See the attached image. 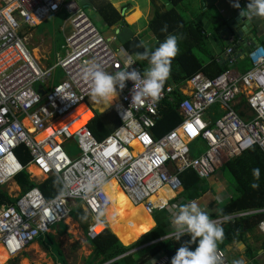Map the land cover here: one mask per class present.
<instances>
[{
	"label": "built area",
	"instance_id": "obj_1",
	"mask_svg": "<svg viewBox=\"0 0 264 264\" xmlns=\"http://www.w3.org/2000/svg\"><path fill=\"white\" fill-rule=\"evenodd\" d=\"M60 12L66 14L65 27H69L64 56L54 67L45 68L29 51L22 29ZM232 51L225 58L234 66ZM246 59L250 67L243 73L230 68L214 79L198 73L182 85L167 79L155 102L151 98L142 103L132 100L141 85L134 87L127 81L123 90L117 89L119 99L112 105L123 125L98 142L89 131L95 113L87 102L90 82L84 79L83 70L95 62L109 74L136 69L143 77L149 65L137 56L116 52L77 0H0V184L27 169L15 154L24 146L30 164L46 177L56 176L64 189L47 199L33 187L14 205L0 206V246L8 258L19 257L50 235L52 228L66 224L77 203L89 217L86 239H97L106 229L103 217L111 201L105 185L111 180L134 205L142 204L153 214L177 196L183 173L194 171L208 179L253 147L264 152V49L254 47ZM58 68L64 80L51 86ZM176 92L184 96L179 102L174 98ZM175 100L182 121L154 140L151 132L163 116L162 108ZM88 113L91 117L72 131ZM75 139L79 154L71 157L66 144ZM132 142L143 148L135 156ZM195 142L206 145L205 153L197 157L192 155ZM165 188L174 196L155 204L152 197ZM100 212L103 216L98 221ZM259 214H264V208L240 211L232 218ZM257 228L264 235V219ZM219 253L223 262L224 254Z\"/></svg>",
	"mask_w": 264,
	"mask_h": 264
},
{
	"label": "trees",
	"instance_id": "obj_2",
	"mask_svg": "<svg viewBox=\"0 0 264 264\" xmlns=\"http://www.w3.org/2000/svg\"><path fill=\"white\" fill-rule=\"evenodd\" d=\"M246 1L248 2V0ZM152 2L154 4V0H152ZM167 2L171 6V9L162 11L160 8L155 7L154 16L149 22V31L157 40L154 48L152 50H147L143 42L135 38L126 44V51L135 56H137V53H143L145 50L151 53L155 51L169 35H174L182 41L183 47L182 50L178 51L171 62V70L168 78L170 83L181 85L197 73L205 74L207 77L214 79L227 71L230 66H221L213 57H211V62L201 61L199 58L200 54L194 51L195 48H203V46H205V37L201 36L200 27H192V24H189L184 16L177 10V7L180 6L181 3H184L185 0H167ZM99 13L107 26H114L116 23H125V17L121 16L120 11L114 7H109V5L101 7ZM208 16L214 21V30H218L224 25L225 20L216 25V22L220 19L217 17L214 18L210 14ZM260 45L264 49V42L260 43ZM237 66L238 64H235V67ZM244 71H247V69ZM174 98L179 102L184 96L176 92ZM176 100L174 103L164 105L161 121L151 132L155 140L170 133L175 128L177 122L182 119L178 112ZM121 125L122 121L117 113L114 109H109L99 115H95L93 121L89 125V131L97 141H102L107 136L114 133ZM132 148L134 154L142 152V148L136 144H132ZM27 151L28 150L23 146L15 152L16 156H18L23 163L27 162V159H25L29 156L27 155L29 151ZM254 168L260 169L259 179L253 177L252 173ZM221 169L223 173L228 175L231 179L235 198L231 199L225 206L219 209L217 214L219 218L243 210L264 208V152L260 147H253L245 151L242 155L225 163ZM31 171L37 174L35 170L31 169ZM38 173L40 175V172ZM180 180L183 186V192L179 198H185L188 202L192 200L194 196H199L205 191L197 174L192 171L183 173L180 176ZM13 182L21 188L22 194L37 186L47 199L59 195L64 190L56 176H51L40 184H36L31 180L26 171L16 175ZM253 183L258 184L259 187L253 188ZM106 192L108 196H112L113 186L109 185L106 188ZM179 198H177V201ZM175 201L176 199L173 202ZM14 202L15 199L10 197L5 186L0 184V206L10 205ZM173 202H171L170 205ZM170 205L165 209L155 211V228L152 217L145 212L143 206L129 207L125 217L127 227L124 231L117 227L113 206L107 208L104 214L108 226L111 227H107L94 241L87 240V244L91 248V254L84 260L83 264H108L121 257L123 258L113 264H151L154 258L160 257H167V262L164 264H171V260L175 256L178 248L190 238L188 235H185L180 240L176 238L163 240L169 235V233H167L168 220L172 212H174V209ZM181 205H184V203ZM170 207V213L165 212ZM262 217L263 216L240 218L234 220V222H228L221 226L224 231V238L222 241L217 242L218 250L225 249L227 245L236 240H244L246 235L257 227ZM70 218L79 226L80 230L85 235L89 217L81 210L78 203L77 206L72 207ZM57 233L59 236L66 234L67 226H65L64 231ZM39 240H41V243H39L40 247L55 264H61L60 258L63 259L64 264H67L60 250V245L56 242L54 235H47ZM140 247H143V249L136 252L135 255L131 254L126 256L129 252ZM194 249L195 245H192V250ZM250 253L251 252H249V254ZM55 257L57 260L54 259ZM7 261L8 257L6 256V252L0 249V264H6ZM12 264H19V259L13 260Z\"/></svg>",
	"mask_w": 264,
	"mask_h": 264
},
{
	"label": "crops",
	"instance_id": "obj_3",
	"mask_svg": "<svg viewBox=\"0 0 264 264\" xmlns=\"http://www.w3.org/2000/svg\"><path fill=\"white\" fill-rule=\"evenodd\" d=\"M79 1L81 3L80 4L81 8L84 11H85V8L87 6L93 7V11L100 16V18L102 19L103 23L106 26H107V24L103 20V17L101 16V14H99L100 8L103 6L109 5V7H114L115 9L120 11L121 16L125 17V23H122V24L116 23L114 26H107V27L111 28V29L119 27V29L117 30V33H119L122 41L124 42V47L121 49L120 53L125 52L128 55H131V54H129V52L126 51V44H128L130 41L134 40L135 38L140 39L143 42V45L145 44L144 46H146V44L149 40H151L152 44L154 41L155 42L157 41L155 39V37L152 36L150 31H149V22L151 21V19L154 16L155 7L160 8L162 11H166V10L171 9V6L169 5V3L167 1L166 2H167L168 6L166 4L165 5L160 4L158 2V0H154L155 5L153 4L152 0H148V5L146 7H142V6H140V4H136L137 3L136 0H118L117 2H114L113 0H79ZM132 3L135 7H132L133 10L129 13V15L134 13L135 11H137L139 13L140 17L149 18V22L147 24H145L143 27L137 28L138 31H137V33H135V35H133V33H131V35H130V33L128 32L129 29L122 31L124 24H126L129 28L131 25H133L138 20L137 18H135V19H131L129 21L127 19V17H128L127 8H125L124 10H121V9H123L124 6L129 7ZM235 3H236V0H203V3H202L203 8L201 10V7H200L201 15L199 16L200 17L199 22L201 25L200 26V28H201L200 33H201V36L205 37L208 50H209L210 54L212 55V56H210V58L206 62H211L210 61L211 57H213L215 59V61L218 62L221 66H225V65H227V61L224 59V57L226 56L228 50L234 48L235 46H239L237 52H240V50H242V48H243V46L240 44L243 43L244 40H249L248 42L245 43V45L247 47H250L252 44L257 46L256 44L260 45V43L264 42V18H260V17H256V16L251 17V19H249L247 16H245L244 18L241 17L239 12L241 9L246 8V5L248 2L246 0H239V4H240L239 9L233 7V5ZM98 4H99V6L97 7L96 5H98ZM180 5H183L184 7H186V10H187V4L185 2L181 3ZM178 7H177V10H178ZM210 10H214L217 14L216 17L220 19L219 21L216 22V25H218L217 23H221V22H223V20H225L224 25L218 30H214V24H213L214 21L208 16L209 15L208 13L210 12ZM124 11H125V14H124ZM61 14H65V13L61 12ZM202 15H205V17H203ZM237 16H238V18H240V24H242V26H244V27L246 26L247 30L244 31V39L235 40L234 44H232V42H231L232 40L230 39L231 37H230L229 33L227 31H225L224 29L228 26V23L230 21H232ZM65 20H66V18H65ZM65 20H64V26L61 28V31L63 29H64V31H62L63 45L60 46V52L55 51L53 48V51H51L47 55V57H44V59H45L44 62L46 63V66H43V64L41 62H39L45 68L46 67H54L55 65H57L58 59L62 58L64 56V51H63V47L65 45L64 37L67 35V31H65V28L67 27V26L65 27V25H66ZM35 28H37V27L30 28V30L33 29L32 31H34ZM147 29L149 31V35H148V33H147V35H145L146 32H143V31H147ZM114 40H113V38H111V39H107L106 41L109 43H112ZM116 52H118V51H116ZM131 56H135V55H131ZM51 59H53V62L48 63V61ZM235 59H236V62L238 64H240L241 62L244 61V55L241 54V56H237V58H235ZM142 61H144V60H142ZM237 68L240 69L238 66H237ZM58 69H60V68H58ZM58 69H56V71ZM50 84H51V86L55 85V77H53V79H51ZM181 121H182V119L179 122H177V124L175 126H177ZM162 137H160V138H162ZM199 148L202 149L201 152L197 151ZM66 149H67V144H66ZM205 151H206V145H203V144L197 145L195 151L193 152L194 157H197V156L201 155L202 153H205ZM27 155H29V152ZM16 157H18V156H16ZM29 157L30 156H27V158H25V159H27V162H25V163H23L21 159H19V158L18 159L20 160V162L22 164L26 165L27 169H25V171L29 174L31 180L34 183L40 184L41 182H43V181L47 180L49 177H51V176L46 177L42 173H40V175H39V173H38L39 171L37 170V168L33 164H30L31 160ZM31 169L35 170L37 172L38 176L42 177V179L36 180V178L33 177V173L31 171ZM219 172L222 174L223 170H221ZM215 175L209 177L208 179H200L199 178L201 181V185L203 186V188H205V191H203V193L199 196L198 195L194 196V198H192V200H190L189 202L195 200L198 203V206L209 215L210 219H212L218 226L221 227V226L225 225L226 223L234 222V220H237V219L231 218L236 213L230 214L226 217H220V218L218 217L217 214L219 212V209L221 207L225 206L228 202H226V203H224V205H222L221 203H222L223 199H221L220 201L214 202L211 200V198H209L210 199V201H209L207 195L209 193H212V190L209 189V182H213V177ZM223 175H225V174L223 173ZM12 183L14 185V190L11 191L12 193L11 192H8V193H9L10 197L15 199V202H16V199H19L21 197L22 191H21V188L15 184V182H12ZM211 185L212 184L210 183V186ZM222 186L226 188L227 187L226 182H223ZM116 187H118L120 191L118 192L117 195H114ZM13 191L16 193H13ZM123 192L124 191H122L121 188L116 184L115 189L112 192V196H113V198H115V196H119V195L123 194ZM230 196H231L230 200L235 198V196H233L232 194ZM180 199H182V201ZM178 201H179L178 206H181L180 203H183V202H185L186 204L189 203L185 198H179ZM15 202L13 204H10V205H14ZM124 209H126V211L128 210V208H124ZM248 210H252V209H248ZM248 210H243V211H248ZM113 212L115 214V208H113ZM176 213H177L176 210H174L173 214L175 215ZM259 216H263L262 219H264V214L249 215V216H245V217H241V218H249V217L255 218V217H259ZM125 217H126V214L124 215V218ZM105 219H106V217H105ZM172 219H173V217H170V219L168 220V228H167V233H169L170 236L174 235V233L171 234L172 232H174V229L172 230V228H174L172 225ZM238 219H240V218H238ZM262 219L259 220L258 224L261 222ZM116 222H117V220H116ZM125 222H126V218H125ZM153 223H154V228H155L156 223L154 222V220H153ZM258 224H257V227H258ZM107 227H111V226H108V224H107ZM126 227L127 226L124 227L123 231L125 230ZM257 227H255L251 231V233H248L244 240H242V241L236 240V241L232 242L231 244L227 245L225 247V249L218 250V252H222L224 254V257H225L222 264H237V260H240V264H262V259L264 258V235H262V233L258 230ZM84 238H85V236H84ZM85 242L87 243L86 238H85ZM35 245H38L40 247V244L38 242L34 243L32 246H35ZM241 249H242V251H241ZM249 252H251V253L249 254ZM126 256H129V254H127ZM16 258H18V257H15V258H12L9 260H14ZM122 258L123 257H121L115 261H118Z\"/></svg>",
	"mask_w": 264,
	"mask_h": 264
},
{
	"label": "rangeland",
	"instance_id": "obj_4",
	"mask_svg": "<svg viewBox=\"0 0 264 264\" xmlns=\"http://www.w3.org/2000/svg\"><path fill=\"white\" fill-rule=\"evenodd\" d=\"M113 1L117 2L118 0H113ZM166 1L167 0H158V2L160 4H163V5H165V4L167 5ZM136 2H137L136 4H140V6H142V7H146L148 5V0H136ZM77 3L81 4L79 0H77ZM185 3L187 4V10H186V7H184L183 5H180L178 7L179 12L184 16V18L189 22V24H192V27H195V26L200 27L201 26L200 22H199V18H200L199 16L201 15L200 7L202 10L203 0H185ZM96 6L98 7L99 4ZM132 7H135L133 5V3L129 7L124 6L123 9H121V10H124L125 8H127V13H128L127 19L129 21L131 19H135V18H137L138 20L133 25H131L132 27L130 26L129 28L126 24H124L122 31L129 29L128 32L130 33V35H131V33H133V35H135V33H137V31H138L137 28L143 27L145 24H147L149 22V18L140 17V15L137 11H135L134 13L129 15V13L133 10ZM85 12L88 15V17L91 19V21L94 24V26L96 27V29L99 31L100 35L105 40L111 39V38H113V40L115 39L111 43V46L114 50L120 52L121 49L124 47V42L122 41L119 33H117V30L119 29V27H116L114 29L108 28L103 23L100 16L93 11V7H91V6H87L85 8ZM208 14H210L214 18L217 16V14L214 10H210V12ZM202 16L205 17V15H202ZM65 18H66V15L60 13L58 15L50 17L49 20L42 23L39 27L35 28L34 31H32L33 29L30 30L26 26H24L22 29V35L26 39L25 42H26L29 50L32 52L33 56H34L35 52H37L36 53L37 57L35 58V56H34V58L38 61V63L41 62L43 64V66H46V63L44 62V60H45L44 57H47V55L51 51H53V48L55 51L60 52V46L63 45V36H62L61 28L64 26ZM214 26H215V24H214ZM65 31H67V33H68L69 27H66ZM143 32H146L145 35H147V33L149 35L148 29H147V31H143ZM155 43L156 42L154 41L152 44L151 40H149L147 42L145 48H147L148 50H152L154 48V46L156 45ZM177 45H178V49H179L178 51L182 50V47H183L182 41H180L178 38H177ZM200 47H201V45H200ZM194 51L196 53L200 54L199 58L201 59V61H207L209 59V56H212L208 50L206 40H205V46H203V48H195ZM203 53H207V54H203ZM38 57H40V58H38ZM52 62H53V59L48 61V63H52ZM144 63L148 64V62L146 60H144ZM238 67L240 68L239 71L243 73V72H245L244 70H246V69L248 70L249 65L247 64L246 61H243L240 64H238ZM63 80H64V73L61 69H58L55 72V84H59ZM118 99H119V97L117 95V97L114 98L113 101H110L107 103H96V102L92 101V99L89 95L87 97V102L91 106L92 110L97 115H99L102 112H105L106 110L113 109L112 105L115 104L118 101ZM84 108H85V106L81 107V109H84ZM215 113L217 116H219L220 115L219 109H216ZM199 144L200 143L197 144V142L192 144L193 151H195L197 145H199ZM197 151L201 152L202 149L199 148ZM67 152L69 153V155L71 157H74V156L79 154L77 145L74 141L67 142ZM192 155L194 156L193 153H192ZM218 173L213 177V182H209V189L212 190V193H209L207 196H208V199L211 198V200L214 202L220 201L221 199H223L221 204L224 205V203L229 202L230 197H231L230 195L232 194L233 196H235V193L233 192V188L231 185V179L229 178V176L223 175V173L221 174L220 172H218ZM33 177H35L36 180L42 179V177L38 176V174H36V173H33ZM12 182L7 183L5 186V188L8 192H11L12 190H14V185ZM223 182H226V184H227L226 188L222 186ZM210 183L212 184L211 186H210ZM119 191H120L119 188L116 187L114 195H117ZM13 193H16V192L13 191ZM177 193H178L177 194V196H178L180 191H178ZM180 200L182 201V199H180ZM179 201H177V199H176V201L173 202L170 206L174 210H176L178 208ZM209 201H210V199H209ZM183 203L186 204L185 202H183ZM181 204L182 203H180V205ZM131 206H133V205L129 204V201L126 197V194H124V192H123V194H121L119 196H115V198H113V208H115V215H116V220H117L116 224H117L118 228L124 229V227L126 226L124 215L127 213L128 210L126 211V209H124V208L129 209V207H131ZM171 207L169 209H167V211H165V212L170 213ZM173 215L174 214L172 212L170 217L174 218ZM152 217L154 220H156L154 217V214L152 215ZM103 223L106 224V220L104 217H103ZM88 224H89V219H88ZM60 225H61V227H60ZM65 226H67V233L62 235V236H59V234L57 232L64 231ZM173 229L174 228H172V230ZM52 230H53L52 235L55 236L56 242L60 245V250L62 251V253L65 257L67 264H83L84 260H86L88 258V256L91 254V249L88 246V244L85 242L84 234L80 230L79 226L76 223H74L73 220L69 217L67 219L66 224L65 223L59 224L58 226H55L54 228H52ZM173 233L174 232H172L171 234H173ZM38 243H41V240H38ZM142 249H143V247H140L136 250L129 252L128 254L129 255H131V254L135 255L136 252H138ZM241 251H242V249H241ZM16 259H19V264H55L51 260V258L48 257L47 254H45L44 251L42 250V248L39 247L38 245L30 247L24 254H22L20 257H18ZM54 259H56V257ZM59 260H60L61 264H64V261L62 258H60ZM12 261L13 260H9V258H8V261L6 264H12ZM152 262H161V259H158V260H155ZM237 262H238V264H240V260H237ZM262 264H264V258L262 259Z\"/></svg>",
	"mask_w": 264,
	"mask_h": 264
},
{
	"label": "clouds",
	"instance_id": "obj_5",
	"mask_svg": "<svg viewBox=\"0 0 264 264\" xmlns=\"http://www.w3.org/2000/svg\"><path fill=\"white\" fill-rule=\"evenodd\" d=\"M233 7L238 9L240 8L239 0H236V3L233 5ZM240 16L241 17L247 16L249 19H251V17L253 16L264 18V0H248L246 8L240 10ZM47 20L43 21L42 23L46 22ZM42 23H40L35 27L40 26ZM28 28L30 29L31 27ZM234 42L235 41H233L232 44H234ZM259 46L262 47L261 45ZM178 50L179 49L177 45V37L174 35H169L165 39V41L162 42L157 49H155V51L149 53V51L145 50L143 53H137L138 59L147 60L149 65L144 70L143 77L141 76L140 71L136 69L118 71L114 74H109L106 71H104L97 63L90 62L89 65L83 70V76L85 80H88L90 82V97L92 101L96 103H107L113 101L114 98H116L118 95L117 89L123 90L126 86V82L132 81L134 87L136 86V84L141 85L140 91L136 92L135 95L132 96V100H134L137 103H142L144 99L151 98L153 102H155L160 97L164 84L169 78L170 70H171V62L177 55ZM224 59L227 61V65L230 66V68L238 69L237 67H235V64L234 66H231L229 64L230 60L228 58L224 57ZM231 59H235V58H231ZM246 60L247 59L245 57L244 61ZM236 64L238 63L236 62ZM122 125H123V121H122ZM121 126H119V128H121ZM111 135H113V133ZM75 140L74 142L76 143ZM221 170L222 169H220L219 171ZM219 171H217L215 174H217ZM252 174L255 179H259L260 169L254 168ZM14 177L11 178L7 183L12 182ZM6 184H4V186H6ZM252 187L258 188L259 185L253 183ZM179 191H180L179 195L176 196L172 201H170V203L181 195V193L183 192L182 185ZM170 203L168 204V206L170 205ZM176 210L178 212L176 211L177 213L174 215V218L172 219V225L174 227L175 237H171L170 235H168V237L164 238L163 240H170L173 238L180 240L185 235H188L190 239H188L187 241L181 244V246L176 251L175 256L172 258L171 264H222L221 254L218 252L217 242L222 241L224 238L223 228L218 226L212 219H210L209 215L198 206V203L195 200L179 206ZM153 214H148V215L152 217ZM101 216H103V212H100L97 215L96 219L99 221ZM233 219H238V218H233ZM104 225L105 228H107V223ZM84 236L86 238V234ZM192 245H195L194 250H192ZM158 259H161L162 262V263L160 262L161 264L167 262V257L154 258L152 261ZM152 261L151 263H153ZM114 262L116 261H113V263Z\"/></svg>",
	"mask_w": 264,
	"mask_h": 264
},
{
	"label": "water",
	"instance_id": "obj_6",
	"mask_svg": "<svg viewBox=\"0 0 264 264\" xmlns=\"http://www.w3.org/2000/svg\"><path fill=\"white\" fill-rule=\"evenodd\" d=\"M124 14H125V11H124ZM240 14V12H239ZM240 17V16H239ZM244 18V17H243ZM225 31H227L230 35V39L235 41V40H240V39H244V31L247 30L246 26H242V24H240V18L235 17L232 21H230L228 23V26L224 29ZM249 40H244L243 43H241L240 45L243 46L242 50H240V52H237L238 51V47L239 46H235L232 50H233V53L231 55V58H237V56H241V54L244 55V58L246 57V55L249 53V51L256 47L255 45H251L250 47H247L245 45L246 42H248ZM259 48V44H256ZM40 93L44 94L43 90H39ZM76 141V140H75ZM113 263V262H112ZM112 263H109V264H112Z\"/></svg>",
	"mask_w": 264,
	"mask_h": 264
},
{
	"label": "bare ground",
	"instance_id": "obj_7",
	"mask_svg": "<svg viewBox=\"0 0 264 264\" xmlns=\"http://www.w3.org/2000/svg\"><path fill=\"white\" fill-rule=\"evenodd\" d=\"M37 51V50H36ZM40 51V50H39ZM38 51V52H39ZM36 53L37 52H35V54H34V56H35V58L37 57V55H36ZM38 58H40V57H38ZM86 108V107H85ZM84 108V109H85ZM83 110V109H82ZM88 117H91V113H88V114H86L83 118H82V120L80 121V122H77V123H75V125H74V128H73V130L72 131H74V130H76L77 128H79V126L83 123V121L86 119V118H88ZM26 125H29L28 123H26ZM132 144H136L135 142H132ZM132 144H131V146H132ZM137 145V144H136ZM138 146V145H137ZM140 147V146H139ZM140 148H142V147H140ZM142 151H143V148H142ZM137 154H139V153H137ZM132 155H136V154H134V153H132ZM118 185V183L115 181V180H111V181H109L106 185H105V191H106V188L109 186V185H112L113 186V191H114V189H115V185ZM119 186V185H118ZM120 187V186H119ZM106 194H107V192H106ZM174 196V193L170 190V189H168V188H165V189H163V190H161L160 191V194H155L153 197H152V201L155 203V204H159V202H160V200L163 198V201L165 202L166 201V199H168V198H170V197H173ZM107 197H108V199H109V201H111V205H109L107 208H109V207H111V206H113V196H108V194H107ZM126 197H127V199H128V201H129V203L131 204V205H133V206H143L142 204H138V205H134L133 203H132V201L129 199V197L126 195ZM106 208V209H107ZM0 249H2V250H4V248L2 247V246H0ZM5 251V250H4ZM7 256V255H6ZM8 257V256H7Z\"/></svg>",
	"mask_w": 264,
	"mask_h": 264
}]
</instances>
